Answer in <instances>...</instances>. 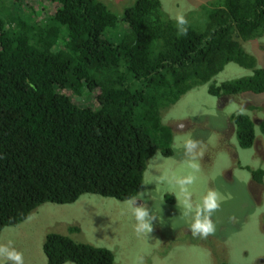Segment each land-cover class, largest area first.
<instances>
[{
    "label": "trees",
    "instance_id": "16d2710c",
    "mask_svg": "<svg viewBox=\"0 0 264 264\" xmlns=\"http://www.w3.org/2000/svg\"><path fill=\"white\" fill-rule=\"evenodd\" d=\"M46 1L57 9L41 20L34 8L0 5V233L47 202L139 195L153 156L172 153L163 110L188 91L264 93V69L243 47L264 35V0L209 1L185 20L187 35L162 0H130L124 12L106 0ZM230 63L253 74L213 82ZM232 120L240 146L252 147L250 115ZM259 127L264 134V120ZM43 250L48 264H118L112 250L61 233H49Z\"/></svg>",
    "mask_w": 264,
    "mask_h": 264
},
{
    "label": "rangeland",
    "instance_id": "374dc122",
    "mask_svg": "<svg viewBox=\"0 0 264 264\" xmlns=\"http://www.w3.org/2000/svg\"><path fill=\"white\" fill-rule=\"evenodd\" d=\"M106 1L119 12H124L130 2ZM162 1L166 15L187 20L212 0ZM7 3L8 11L14 13L27 6L34 8L32 14L37 20L57 9L46 0H23L20 8L12 0ZM243 47L255 57L257 67L264 69V35L244 42ZM252 74V69L230 63L213 82L220 84ZM208 88L196 87L163 110V124L173 131L172 153L157 151L153 156L139 195L123 201L84 194L75 203H44L26 220L5 227L0 244L11 241V246L23 253L24 264H48L43 244L49 233L107 247L118 264H264V175L258 182L249 170L264 174V134L259 127L264 120V93L218 97ZM97 93L83 96L82 104L89 98L92 102ZM237 113L248 114L255 122L257 139L250 148H242L238 142L231 119ZM188 141L196 144L191 152L185 147ZM188 180L192 182L184 183ZM208 189L216 190L221 200L211 217L214 233L200 238L189 231L191 215H185L184 204L188 201L195 207ZM132 201L137 202L133 205ZM134 207L146 209L149 218H154L151 231L137 230L131 211Z\"/></svg>",
    "mask_w": 264,
    "mask_h": 264
},
{
    "label": "clouds",
    "instance_id": "9594fccd",
    "mask_svg": "<svg viewBox=\"0 0 264 264\" xmlns=\"http://www.w3.org/2000/svg\"><path fill=\"white\" fill-rule=\"evenodd\" d=\"M177 23L179 26L178 34L187 35V28L184 26L186 21L180 17L178 18ZM185 147L191 152L196 148V144L192 141H188L185 144ZM191 182V180L184 181V183ZM220 200L221 196L216 190L208 189L203 195L200 203L195 207L190 202H185V215H191V222L189 223L188 228L193 236L207 238L209 235L214 233L215 225L211 217L219 208ZM136 202L137 201H132L131 203L134 205ZM131 211L136 220L137 230L142 231L147 229L151 231L152 221L154 218H149V212L146 209H141L138 207L132 208ZM11 244V241H9L7 244H0V264H24L23 253L17 251L11 246Z\"/></svg>",
    "mask_w": 264,
    "mask_h": 264
},
{
    "label": "flooded vegetation",
    "instance_id": "af4514ba",
    "mask_svg": "<svg viewBox=\"0 0 264 264\" xmlns=\"http://www.w3.org/2000/svg\"><path fill=\"white\" fill-rule=\"evenodd\" d=\"M224 96H227V95H222V96H219V97H224ZM231 119H232V117H231ZM213 254H215V252Z\"/></svg>",
    "mask_w": 264,
    "mask_h": 264
}]
</instances>
